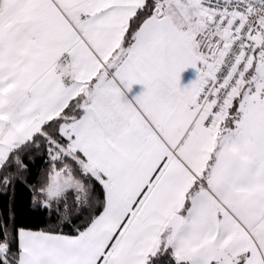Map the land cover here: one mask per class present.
<instances>
[{
	"label": "snow or ice",
	"instance_id": "6c2138e0",
	"mask_svg": "<svg viewBox=\"0 0 264 264\" xmlns=\"http://www.w3.org/2000/svg\"><path fill=\"white\" fill-rule=\"evenodd\" d=\"M0 264H264V0H0Z\"/></svg>",
	"mask_w": 264,
	"mask_h": 264
},
{
	"label": "crops",
	"instance_id": "0c3cea01",
	"mask_svg": "<svg viewBox=\"0 0 264 264\" xmlns=\"http://www.w3.org/2000/svg\"><path fill=\"white\" fill-rule=\"evenodd\" d=\"M192 75H193L192 71L189 70V71L185 74V77H184L185 81H187L189 78H191Z\"/></svg>",
	"mask_w": 264,
	"mask_h": 264
}]
</instances>
